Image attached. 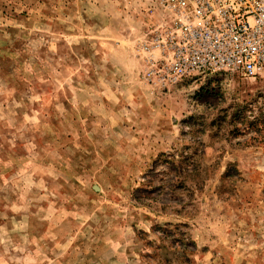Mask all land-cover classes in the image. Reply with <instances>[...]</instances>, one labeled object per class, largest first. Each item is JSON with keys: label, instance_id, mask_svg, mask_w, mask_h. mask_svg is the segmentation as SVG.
Listing matches in <instances>:
<instances>
[{"label": "rangeland", "instance_id": "obj_1", "mask_svg": "<svg viewBox=\"0 0 264 264\" xmlns=\"http://www.w3.org/2000/svg\"><path fill=\"white\" fill-rule=\"evenodd\" d=\"M161 2L0 0V264H264V79L163 86Z\"/></svg>", "mask_w": 264, "mask_h": 264}, {"label": "built area", "instance_id": "obj_2", "mask_svg": "<svg viewBox=\"0 0 264 264\" xmlns=\"http://www.w3.org/2000/svg\"><path fill=\"white\" fill-rule=\"evenodd\" d=\"M161 1L165 21L152 48L163 55L152 54L150 66L163 86L204 85L226 72L264 79V0Z\"/></svg>", "mask_w": 264, "mask_h": 264}]
</instances>
